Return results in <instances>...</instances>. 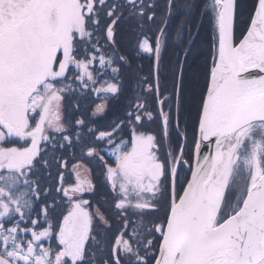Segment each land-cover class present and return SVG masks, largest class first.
<instances>
[{"label":"snow or ice","instance_id":"6c2138e0","mask_svg":"<svg viewBox=\"0 0 264 264\" xmlns=\"http://www.w3.org/2000/svg\"><path fill=\"white\" fill-rule=\"evenodd\" d=\"M0 264H264V0H0Z\"/></svg>","mask_w":264,"mask_h":264},{"label":"flooded vegetation","instance_id":"af4514ba","mask_svg":"<svg viewBox=\"0 0 264 264\" xmlns=\"http://www.w3.org/2000/svg\"><path fill=\"white\" fill-rule=\"evenodd\" d=\"M180 16H174L170 22L169 25V29L171 33H175V30L177 28V26L180 24ZM205 36V38H201L202 36ZM208 34H207V30L205 29L204 31H202L201 36H200V40L201 41H205L208 38ZM140 64L143 65L144 67V71L148 72L150 70L151 64L150 61L147 58H144L142 60L139 61ZM125 76H127V73L125 74ZM96 100V97L94 96H89L87 99H78L76 101H73L74 103H79L81 105L80 108V113H89L90 108L93 106V101ZM126 102L125 101H121L117 104H114L113 107L110 110V115L108 117V120L106 121H100L99 122V127L103 128L107 125L108 121L110 120H114L116 118H118L119 116L122 115L123 111H124V104ZM73 115H76L77 113L72 112ZM66 159H68L69 162V166L71 167V165L74 162H79V153L77 152L76 155H71L69 154L68 157H66ZM92 167L94 169L93 171V178L95 179L98 187H99V193L97 194V196L95 197L96 200H99L101 203H103V197L107 194V188L104 186L103 183V179L101 177L100 174V169L99 167L95 164V162H92ZM53 175H55V173H53ZM66 178L67 174H66ZM71 179L74 181V176L71 177Z\"/></svg>","mask_w":264,"mask_h":264},{"label":"trees","instance_id":"16d2710c","mask_svg":"<svg viewBox=\"0 0 264 264\" xmlns=\"http://www.w3.org/2000/svg\"><path fill=\"white\" fill-rule=\"evenodd\" d=\"M201 38H203V39H204V38H205V36L203 35ZM206 38H208V37H206ZM68 156H69V155H67L66 157H68ZM66 157H65V158H66Z\"/></svg>","mask_w":264,"mask_h":264}]
</instances>
